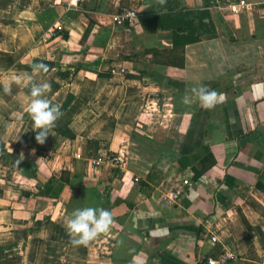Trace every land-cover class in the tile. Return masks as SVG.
I'll return each mask as SVG.
<instances>
[{"label":"crops","instance_id":"crops-1","mask_svg":"<svg viewBox=\"0 0 264 264\" xmlns=\"http://www.w3.org/2000/svg\"><path fill=\"white\" fill-rule=\"evenodd\" d=\"M211 1L0 0V81L20 76L10 93L0 84V264H207L224 253L264 264V0L243 13ZM163 2L207 10L209 31L174 48L171 30L140 16L114 22L123 6ZM38 59L52 61L47 72ZM44 80L61 115L40 143L26 108ZM199 85L217 90L213 108L194 97ZM155 167L163 178L147 195L139 179ZM89 206L112 224L73 245L67 220Z\"/></svg>","mask_w":264,"mask_h":264},{"label":"clouds","instance_id":"clouds-1","mask_svg":"<svg viewBox=\"0 0 264 264\" xmlns=\"http://www.w3.org/2000/svg\"><path fill=\"white\" fill-rule=\"evenodd\" d=\"M75 0H73V3ZM35 69L48 71L47 65L43 61H38L33 65ZM11 72V70H9ZM31 79V77H29ZM19 83L20 76L11 74L6 80L0 81L5 93L11 92L12 83ZM51 84L47 81L31 84V100L27 105V112L31 115L34 122L33 129L36 131V139L43 143L47 135L51 132L54 122L61 115V106L49 99L45 93L50 89ZM194 97L198 98L202 107L206 109L213 108L218 102V92L207 85L194 86L192 89ZM185 103L192 101L188 96L184 97ZM52 133V132H51ZM24 157H20L22 160ZM19 164V160H17ZM113 216L109 209L103 207H84L75 209L70 218L67 220V228L71 236L73 245L87 244L94 239L99 233L106 232L112 224ZM133 264H136L135 259Z\"/></svg>","mask_w":264,"mask_h":264},{"label":"trees","instance_id":"trees-1","mask_svg":"<svg viewBox=\"0 0 264 264\" xmlns=\"http://www.w3.org/2000/svg\"><path fill=\"white\" fill-rule=\"evenodd\" d=\"M171 2H163L151 6L149 9L139 14L143 24L151 29H166L172 31V41L174 48H182L188 44L198 42L201 38L200 32L196 30L201 28L203 31H209L208 26L203 23L205 17H210L207 10H194L182 7L174 9ZM197 18V24L195 19ZM211 28L213 24H211ZM90 27L87 28V33ZM211 31V30H210ZM26 164H24L25 166ZM163 178L162 170L153 168L146 178H140L142 191L149 195L156 185Z\"/></svg>","mask_w":264,"mask_h":264},{"label":"built area","instance_id":"built-area-1","mask_svg":"<svg viewBox=\"0 0 264 264\" xmlns=\"http://www.w3.org/2000/svg\"><path fill=\"white\" fill-rule=\"evenodd\" d=\"M212 6L220 7V8H228L234 13H243L245 11L251 10V8L255 5V1L253 0H212ZM114 22L117 26H125L130 27L136 24L139 20V11L136 8L123 6L121 7L114 15ZM62 25H56L50 27L46 35L48 37H52L56 34L57 30L62 29ZM4 150L0 144V160L3 158ZM183 190L178 188L174 192L171 193V199L177 200L183 195ZM210 239L212 242H219L220 239L217 234L211 233ZM231 257V254L224 253L220 256H209L206 260L207 264H226Z\"/></svg>","mask_w":264,"mask_h":264},{"label":"water","instance_id":"water-1","mask_svg":"<svg viewBox=\"0 0 264 264\" xmlns=\"http://www.w3.org/2000/svg\"><path fill=\"white\" fill-rule=\"evenodd\" d=\"M38 61H43L44 63H52V61L46 59H38Z\"/></svg>","mask_w":264,"mask_h":264}]
</instances>
